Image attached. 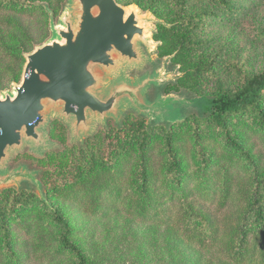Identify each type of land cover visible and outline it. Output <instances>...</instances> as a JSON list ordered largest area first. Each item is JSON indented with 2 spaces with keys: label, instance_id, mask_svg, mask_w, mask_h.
<instances>
[{
  "label": "trees",
  "instance_id": "obj_1",
  "mask_svg": "<svg viewBox=\"0 0 264 264\" xmlns=\"http://www.w3.org/2000/svg\"><path fill=\"white\" fill-rule=\"evenodd\" d=\"M253 1L151 0L149 8L141 0H117L154 13L170 3L174 15L180 12L154 34L159 54H172L182 73L164 91L201 95L219 65L201 35L211 22L241 18ZM66 4L0 0V74L8 75L7 84L20 82L26 55L47 42L51 13L59 16ZM230 67L235 86L202 95L205 113L166 124L128 114L105 137L85 142L72 166L59 172L63 178L43 171V183L54 176L44 183V196L27 182L0 192V264L34 258L53 264H184L181 246L217 253L224 264H264V68L248 73ZM7 84L0 82V93ZM74 205L86 226L72 219ZM119 216L126 223L124 246L104 249L94 234L81 240L83 227L92 233V223ZM160 231L167 255L152 260Z\"/></svg>",
  "mask_w": 264,
  "mask_h": 264
},
{
  "label": "water",
  "instance_id": "obj_2",
  "mask_svg": "<svg viewBox=\"0 0 264 264\" xmlns=\"http://www.w3.org/2000/svg\"><path fill=\"white\" fill-rule=\"evenodd\" d=\"M68 2L71 9L58 25L51 21V38L26 55L21 83L0 95V188L22 179L38 183L23 169L3 168L27 143L37 150L51 146L44 132L50 117L70 123L76 138L96 121L119 120L126 106L152 119L172 114L171 98L147 103L144 93L153 81L121 75L126 66L143 63L141 44L151 46L149 21L139 9L117 0Z\"/></svg>",
  "mask_w": 264,
  "mask_h": 264
},
{
  "label": "rangeland",
  "instance_id": "obj_3",
  "mask_svg": "<svg viewBox=\"0 0 264 264\" xmlns=\"http://www.w3.org/2000/svg\"><path fill=\"white\" fill-rule=\"evenodd\" d=\"M145 7H151V0H141ZM139 9L143 18L148 19L150 31L149 36L151 38V46L147 47L144 44L140 45L142 52L143 63L140 66L134 65L131 67L126 66L121 75L131 82H137L148 78L151 82L145 90L144 97L149 104H154L160 99L171 98L172 114L160 115L159 119H152L148 116L139 114L131 106H126L122 111L119 120L113 117H107L104 122L96 121L93 124L91 131L85 132L80 136L74 138L70 123L57 117H50L48 125L44 128V132L48 138L49 146L45 149L37 150L32 143H27L18 152H13L9 161L4 166L3 170L11 172L14 170L23 169L27 173L34 174V178L38 183L31 182L29 180H20L19 184H14L10 187L0 188V192L7 188H19L23 182L30 183L35 187L36 192L40 196H44L45 184L51 183L54 176H50L47 182H41L43 171L57 172L55 176L57 178H63L62 174L59 175L61 170H66L72 166V160L78 153L80 148L88 140H93L96 136L98 139L105 137L111 127L119 126L123 119L128 115L142 116L147 119L148 123L154 124H166L172 122V119H182L190 114H203L208 111L207 104L200 99L202 95L208 96V93L217 89L222 85L225 88H232L236 84L235 75L231 69V64L242 66L248 73H256L264 68V0H255L248 6L244 7V13L239 19L230 20L224 19L219 23H210V29L203 35L205 41H209L208 55L217 56L219 65L215 71V78H209L204 84L205 93L198 94L191 89L182 88L178 92L172 94H166L164 87L167 84H174L178 77L182 75L180 72V66L175 65L172 61V54L161 56L159 54L160 43L154 40V34L157 32L158 24L170 25L169 20L174 17L175 9L170 3L159 4V8L156 9L157 13L145 10L137 5H132ZM128 6V7H132ZM143 7V6H142ZM71 6L67 0V4L64 10L59 16H54L51 13L50 24L52 19L54 23L58 25L61 15L70 10ZM180 12L177 13V15ZM176 15V16H177ZM52 35V32H51ZM51 38V36H50ZM49 38V39H50ZM48 39V40H49ZM47 40V41H48ZM3 54H0V62L3 63ZM4 64V63H3ZM24 73V70H23ZM24 74L21 76L20 82L8 83V75L0 74L1 84H7L6 90L0 93V95L6 92H12L13 86L19 85L23 79ZM162 112L159 111L158 114ZM82 210L75 209V205L72 208L70 215L76 222V225L82 227L85 222V215L81 213ZM102 220L100 223H92L94 232L90 233L85 231V227L82 231V241L86 242L88 237H92L103 248L105 245L107 249L111 250L112 245L116 246L120 244L122 240L127 242V236L125 230V220L122 216H119L116 220L108 218ZM89 223H91L89 221ZM85 224L84 226H86ZM161 229V228H160ZM163 232L157 234V237L152 241L155 250H152L150 258L155 259L156 254L160 256L167 255V250L164 249V240L162 237ZM128 235V234H127ZM99 247L100 250H104ZM149 245L147 246L148 249ZM152 249L149 247L148 250ZM181 248V256L183 257L184 264H224L220 260L217 253H199L195 250ZM151 254V252H149ZM53 264L48 262H40L37 259H33L29 264Z\"/></svg>",
  "mask_w": 264,
  "mask_h": 264
}]
</instances>
